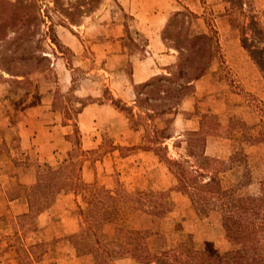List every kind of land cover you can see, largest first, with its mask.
<instances>
[{
  "label": "rangeland",
  "instance_id": "obj_1",
  "mask_svg": "<svg viewBox=\"0 0 264 264\" xmlns=\"http://www.w3.org/2000/svg\"><path fill=\"white\" fill-rule=\"evenodd\" d=\"M22 2L24 0H0V80L9 86L7 97L17 100L18 96L31 94L53 99L52 110L59 112L62 123L71 127V150L74 149L77 161L83 162L81 179L86 184L95 185L94 193L97 197H102L101 191L106 189L116 191L119 195H133L135 198L153 193L163 197L166 202L167 212L158 217L145 215L143 211L146 208H140L133 202H121L115 217H109L108 222L92 223L98 238L109 250L116 249L117 241L122 243L127 239V233L124 232L128 230L150 233L136 251L143 258L126 254L117 258L113 264H144L142 259L160 255L173 263L184 258L187 251L193 250L209 252L220 258L227 252L243 247L250 251L252 246L263 245L264 198L261 191L264 192V76L240 46L239 30L247 24L248 17L255 18L264 29V0H243L241 9H231L224 0H177L175 4V10L187 7L192 12L193 8L185 3H196L201 7L195 13L197 19L191 25L192 33H217L218 53L200 84H195L202 88L201 92L196 96L194 92L190 96L195 97V106L200 109L197 114L204 111V101L211 99L207 111L199 114L198 119L195 118L199 126L197 132L205 138L206 158L202 159L205 153L196 158L188 157L185 143L187 131L175 126V118L181 112L179 107L174 114L154 117L150 122H145L137 119V116L142 115L135 108L134 101L130 105L122 102L132 109V114L137 115L132 117L107 101V82L109 74L114 73L108 70L114 68L115 71L119 66L118 61L111 60L112 54L109 53L119 50L130 58L136 51L144 50L141 46L145 41L133 18L115 0H101L94 11L78 19L79 25H69L66 21L63 25L55 24L53 29L61 45L59 49L46 35L49 23L40 25L37 33L31 37L21 36L12 30L10 16ZM36 5L38 13L43 16L45 10L51 11L52 0H36ZM212 6L216 8L211 10ZM50 15L53 23H56L58 14ZM226 16L231 17L235 29L234 38L229 40L228 36L219 35L218 31L222 33L224 29L216 24V21L218 25L222 21L231 26L230 20V24L227 19L222 20ZM246 35L249 37L250 33L246 31ZM225 37L227 42L220 43V38ZM61 38H72L81 44V48L78 47L80 53L75 55L71 52ZM39 45L40 48H36ZM32 55L47 57L49 68H35L32 59H29ZM130 65V60L122 62L121 69L129 71ZM174 65L166 66L165 73L160 74H166V69ZM7 71L19 76H10ZM21 75L26 76L25 79ZM95 102L111 105L122 118L96 120L91 127L95 128L99 136L97 134L93 139L100 143L97 148L86 149L85 142V147L80 145L79 150L73 147V142L78 137L81 144L83 135L81 132L78 136L74 133V118L77 119L81 103ZM182 114L180 116L184 118L188 115ZM66 119L69 122L64 121ZM166 120L170 121L167 126ZM119 121L134 132H140L139 136L137 133L134 136L140 141L138 147L113 143L121 130ZM150 124L158 128L166 127V133L172 136L163 144L167 149L165 155L181 163L185 169V179L194 176V171L198 170L205 173L207 178L215 176L220 190H190L194 195L191 202L187 193L189 190L181 188L175 178V166L170 167L173 174L161 159L164 152H158L157 156L150 151L154 159L142 168L140 164L145 161L136 158L138 152L135 150L151 147L148 144ZM90 134L87 136L88 142H91ZM112 147L118 149L112 151ZM152 147L157 149V146ZM17 156L9 155L7 163L0 166V264H93V256L81 254L70 239L86 226L79 215L78 206L84 210L88 208V195L85 199L75 197L68 190L53 194L42 204L44 210L30 217H27L28 205L25 215H13L12 209L18 211L19 208L7 204L15 199L11 200V196L25 197L27 201L29 188L35 182L38 171L46 165L54 168L60 166L67 156L62 162L52 165L38 163L33 154L24 160H19L21 156L17 159ZM126 157L128 159L124 160ZM32 165L30 174L34 177L33 182L25 184L29 181L27 168ZM160 167H166L173 175L171 183L174 184L168 189H154L150 186L151 180L161 175ZM219 168L231 171L219 177L216 172ZM175 190L187 194L189 205L187 203L186 206H191L193 214L187 220L176 213L175 206L179 203H175ZM144 204L147 205L146 202ZM180 208L185 206L181 204ZM239 223L248 224L253 231L239 229ZM118 228L123 230L120 237L115 230Z\"/></svg>",
  "mask_w": 264,
  "mask_h": 264
},
{
  "label": "trees",
  "instance_id": "obj_2",
  "mask_svg": "<svg viewBox=\"0 0 264 264\" xmlns=\"http://www.w3.org/2000/svg\"><path fill=\"white\" fill-rule=\"evenodd\" d=\"M100 1L52 0L51 11L45 10L44 15L41 16L38 13L36 0H24V2L14 8L13 15H9L11 18L9 24L12 30L19 33V35L31 37L37 33L40 25L45 26L49 23L46 27V35L51 43L59 49L61 45L54 35V25H63L65 21L69 25L78 24V19L94 11ZM224 1L230 5L231 9L236 7L241 9L243 5V0ZM50 13L58 14L56 23H53ZM196 19L197 15L187 7L173 11L167 18L161 30L160 38L165 48L173 49L177 53V62L174 66L166 69V74L153 76L146 82L134 86L135 108L142 116L132 114L131 108L126 107L119 99H114L109 92H105L107 101L117 110L126 112L131 117L137 116L138 120H145V122H150L154 117H163L176 113L182 101L194 94L195 83L207 73L218 53L217 33L210 31V33L194 34L191 32V25ZM246 31L250 33L249 37H247ZM239 42L242 49L247 52L252 62L264 76V29L255 18L248 17L247 24L240 27ZM36 48H40V45ZM29 59H32L33 66L37 69L38 67L43 70L49 68L47 57L32 55ZM7 73L10 76H19L10 71H7ZM25 77L21 75L22 79H25ZM81 104L82 106L87 105L85 103ZM64 121L69 122V119ZM74 121V133L78 136L79 130L76 118H74ZM168 122L170 121H165V126H167ZM62 124L68 125L66 123ZM148 131V144L151 147H145L143 150L153 151L157 156L158 152H164L161 159L169 166L168 169L171 172V165L175 166L177 171H175V174L172 173L180 183V187L189 190L187 193L191 202L194 200V195L190 190L203 192H217L220 190L215 176L211 175L207 178L205 173L195 170L194 176L185 179V169L181 166V163L166 157L167 149L163 144L172 138L170 134L166 133V127L158 128L150 124ZM185 143L188 157L196 158L205 153V138L197 131H187L185 133ZM80 145V139L77 137L75 142H73V147L80 150ZM152 146H157V149L154 150ZM160 146L163 147L160 148ZM117 149V147H112V151ZM131 149L134 150L135 148ZM76 158L73 149L67 153V159L60 166L54 168L46 165L38 171L35 182L29 188L27 195V217L41 213L44 210L42 204L53 194L68 190L75 197L79 196L85 199L88 195L90 199V201L86 202L88 208L84 210L80 205L78 206L79 215L84 219V223L86 222V226L78 234L70 237L74 248L81 254L92 255L93 264H113L117 258L126 254L143 258L136 251L139 245L143 244V240L149 237L150 233L148 231L128 230L124 232L125 234L127 233V239L122 243L117 241L116 249L109 250L98 238L93 230L92 223L108 222L109 217H115L117 206L121 202H133L140 208H146L143 211L145 215L158 217L167 212L166 202L163 197L148 193L142 195V198H135L133 195H119L116 191L106 189L101 191L102 197H97L94 193L95 185L86 184L82 181L81 169L83 162L77 161ZM206 178L208 179L207 181H205ZM261 194L262 198H264L263 191H261ZM9 198L12 200L16 196ZM95 199L97 200L96 203ZM239 229L253 231L248 224L242 225V223H239ZM115 230L117 236L123 232L119 228ZM142 260H144V264H264V244L258 247L252 246L250 251L244 247L237 251H230L220 258L209 252L193 250L187 251L184 258L173 263L167 261L164 255Z\"/></svg>",
  "mask_w": 264,
  "mask_h": 264
},
{
  "label": "crops",
  "instance_id": "obj_3",
  "mask_svg": "<svg viewBox=\"0 0 264 264\" xmlns=\"http://www.w3.org/2000/svg\"><path fill=\"white\" fill-rule=\"evenodd\" d=\"M218 1L220 0H217V2ZM115 2L133 18V22L136 24L138 31H141L145 38L144 44L141 46L144 50L136 51V53H133L130 58L125 56L123 52L119 50L115 51V53H109L112 54L110 56L111 60L115 59L118 61L119 66L115 71L114 68H109L108 70L114 72L109 74V80L107 82L108 91L114 99H119L121 102L130 105L133 104L135 99L133 91L135 85L144 83L160 73H165L166 66L176 64L177 62V53L174 50L165 48L160 38L161 30L167 18L175 10L177 0H115ZM185 4L189 8H193L192 10L194 13H197L201 8L196 3ZM213 8L216 7L212 6L211 10H214ZM224 19H227L228 24H230V16L223 17L222 20L225 21ZM217 22L218 21H216L217 26L224 29L222 33L220 30L218 31L219 35L222 36L223 34L224 36H228V40L229 38L233 39L235 29L232 21L231 26L223 24L222 21H220L218 25ZM72 38H61V40L67 45L71 52L78 55L80 53L78 47L81 48V44H77ZM222 41L227 42L226 37L224 39L220 38V43ZM128 60L131 62L130 70H122L121 63L128 62ZM201 80L202 78L195 84H198ZM201 90V87L198 88V85H195V96L198 95ZM8 91L9 86L7 82L0 80V166L7 163L9 155L12 157L18 155V159L22 154L24 155L21 156L19 160H24L26 156L31 158V154H33L38 163L52 165L53 163L62 162L72 148L69 140V135L72 133V130L69 125L62 124L61 114L52 110L53 99L41 98L28 94L18 96L16 100L7 97ZM207 100L211 101V99ZM208 101H204V111H201L199 114L207 111L210 103H208ZM195 105V97H187L179 106V111L181 112H179L175 118V126L181 128L182 131L199 130L196 119H198L199 114H197V112L200 109ZM182 113L188 114L187 117H181L180 115H183ZM76 117L78 130L83 135L81 147L83 146L82 148H84L86 142L87 147L85 148L93 149L97 148L100 141L93 139L98 133L95 132V128L91 127V124H94L96 120H117L122 118V115L115 111L111 105L103 102H95L82 106L77 112ZM119 126L121 130L119 128L120 131L118 132V137L113 142L115 145L119 144L126 147L139 145L140 141L134 136H136V133L137 136H139L140 132H134L121 121H119ZM89 132H91L90 135L92 136L91 142H88L89 140L87 138ZM84 135H86V137ZM121 135L122 137L119 138ZM135 152H138L136 158L145 161L140 164L142 168H144L143 166L147 165L151 159H154V156L150 151L137 149ZM204 156L200 159L206 158V151ZM126 159H128V157L124 158V160ZM219 159L220 158H218V161ZM160 168L161 175L158 178L151 180L152 185L150 186L154 189H168L172 187L171 184H174L173 182L171 183L173 175L166 167H163V169L162 167ZM31 169H33V165L32 167L27 168L29 181L25 182L22 180L21 182L32 184L34 177L30 174ZM147 169L148 168H145V170ZM226 171L231 170L219 168L216 172L220 177V175H225ZM171 192L173 193V191ZM174 193L175 203L176 201L179 203L175 206L176 213H180V215L187 220L189 216H193L192 211L190 210L191 206H186L189 202L187 194L181 190H175ZM7 204L12 206V208H19L18 211L12 209L13 215H25L27 212V201L25 197L15 198ZM181 204H183L185 208H180ZM186 240L190 244L191 241L188 237ZM81 258H86V256H81Z\"/></svg>",
  "mask_w": 264,
  "mask_h": 264
}]
</instances>
